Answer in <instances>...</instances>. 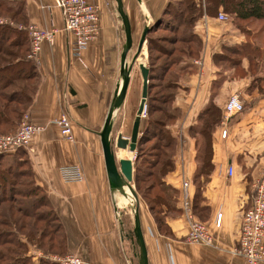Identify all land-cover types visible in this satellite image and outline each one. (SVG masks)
Instances as JSON below:
<instances>
[{
  "label": "crops",
  "instance_id": "0c3cea01",
  "mask_svg": "<svg viewBox=\"0 0 264 264\" xmlns=\"http://www.w3.org/2000/svg\"><path fill=\"white\" fill-rule=\"evenodd\" d=\"M24 1L26 25L55 27L57 32L53 42L42 44L39 62L35 63L36 92L24 112L43 129L32 137L30 149L23 148L17 157L24 160L33 182L47 195L62 224L67 244L64 253L80 256L82 264H138V247L128 227L133 222L132 209L110 187L99 136L120 82L125 34L116 2L90 0L99 9L100 33L76 57L62 30L57 0ZM121 1L134 46L144 27L159 18L169 0ZM221 12L220 8L218 14ZM218 14H203L196 20L193 31L200 38L199 52L176 67L171 106L177 116L167 126L174 138V169L162 178L178 195L176 210L165 215L168 234L158 228L144 199L138 198L148 264H170L172 254L180 264H244L233 249L242 215L251 204L253 182L264 173V96L257 89L248 90L252 76L245 58L232 63L221 56L245 37L231 20H220ZM134 81L130 75L128 89ZM128 89L117 111L129 110L133 97L128 96ZM232 94L239 96L243 109L224 120V104ZM210 101L221 109V119L211 135L213 168L194 210L215 238L214 246H204L185 241L187 225L179 210V194L183 180L190 182L192 196L196 190L193 180L199 166L200 139L196 127L200 112ZM63 113L72 122V140L64 139L54 123ZM224 128L227 134L222 137ZM69 165L80 167L83 180L63 179L61 167ZM229 166L233 168L231 175ZM218 214L219 227L215 225ZM37 253L59 254L35 249L29 253L35 262L46 260Z\"/></svg>",
  "mask_w": 264,
  "mask_h": 264
},
{
  "label": "trees",
  "instance_id": "16d2710c",
  "mask_svg": "<svg viewBox=\"0 0 264 264\" xmlns=\"http://www.w3.org/2000/svg\"><path fill=\"white\" fill-rule=\"evenodd\" d=\"M220 8L245 37L244 42L221 56L232 63L245 58L252 76L248 90L257 89L264 96V0H204V4L202 0H169L159 18L149 25L146 35L149 81L133 162V184L165 234L169 233L165 215L176 210L178 200L177 190L162 180L174 169V138L167 126L177 116L171 106L176 67L199 52L200 38L193 31L196 20L203 14L217 15ZM27 23L24 0H0V133L3 134L16 130L37 88V66L30 56L29 37L25 29L18 28L19 24ZM198 119L199 166L193 180L196 189L193 210L213 168L211 135L221 119V109L210 101ZM23 152V148H18L13 154L0 153V264H54L47 260L35 262L28 251V246H33L63 254L67 244L47 195L33 182L24 160L17 157Z\"/></svg>",
  "mask_w": 264,
  "mask_h": 264
},
{
  "label": "built area",
  "instance_id": "2783aa9c",
  "mask_svg": "<svg viewBox=\"0 0 264 264\" xmlns=\"http://www.w3.org/2000/svg\"><path fill=\"white\" fill-rule=\"evenodd\" d=\"M204 4V0H202ZM57 7L61 12L62 30L66 35L68 47L73 55L79 57L81 51L89 42L96 39L100 33L99 9L90 0H57ZM218 19H226L224 13L218 14ZM7 21V20H6ZM27 31L30 42V56L35 63L39 62L40 51L44 42H53L57 29H41L35 24L19 25ZM70 51V52H71ZM243 104L237 94H232L224 104V117L242 111ZM145 114V111L143 115ZM61 136L66 140L73 139L72 122L66 113L54 120ZM43 127L30 119L29 114L22 116L21 122L12 133H0V153H12L18 148L30 149V142L34 135L40 133ZM227 129L221 130V136L225 137ZM228 174L233 173V168H227ZM61 174L66 181H81L83 174L78 165L61 167ZM193 196L190 193V182L183 180L179 194V208L187 225L185 241L194 244L214 246L215 238L208 230L205 223L200 221L193 210ZM221 214L216 217L215 225L219 227ZM233 252L242 257L244 264L264 263V173L253 182V195L250 207L243 213L239 228L237 246ZM46 260L56 264H82V258L76 254L67 252L64 254H40ZM43 255V256H42Z\"/></svg>",
  "mask_w": 264,
  "mask_h": 264
},
{
  "label": "water",
  "instance_id": "95a60500",
  "mask_svg": "<svg viewBox=\"0 0 264 264\" xmlns=\"http://www.w3.org/2000/svg\"><path fill=\"white\" fill-rule=\"evenodd\" d=\"M116 9L119 18L122 22L125 41L123 44V50L120 56V82L113 94L111 102L109 104L105 120L101 131L99 132L104 163L107 173V178L110 187L113 191L118 192L121 195L126 194V188L129 189L133 195V201L130 203L133 207V228L132 237L138 247V264H148L147 252L144 243L143 233L140 226L139 214H138V195L133 186V159L132 158H117V150L128 149L133 153L134 158L136 154V145L138 136L140 133V123L143 113L146 109L147 89H148V74L149 69L144 63H139L138 67L141 74V95L140 101L132 122L131 132L129 136L122 135L121 132L112 136L113 117L115 112L119 109L124 102L126 92L130 82V75L132 68L136 62L137 56L141 53L144 44L146 43V35L149 32V26H145L140 40L137 45L135 54L132 56L130 62H128V53L132 50L133 41L131 36L130 23L124 12L122 1L115 0Z\"/></svg>",
  "mask_w": 264,
  "mask_h": 264
},
{
  "label": "rangeland",
  "instance_id": "374dc122",
  "mask_svg": "<svg viewBox=\"0 0 264 264\" xmlns=\"http://www.w3.org/2000/svg\"><path fill=\"white\" fill-rule=\"evenodd\" d=\"M226 19L231 20L228 16H226ZM137 45H138V42H137V40H135V44H134L132 50L128 53V57H127L128 62L131 61L132 56L135 54L136 49H137ZM139 63H144V64H146V66L149 64V55H148L146 43L144 44L141 53L138 54L136 62L132 68L133 69L132 78L135 81L132 83L131 87L128 89L129 90L128 96L131 95L133 97L132 104L130 107H128L129 110L127 111V113L124 111V109L123 110L120 109L119 111H116V115L114 116L115 117V119H114L115 124L112 128V136H115L119 132H121L122 135H124V136L130 135L132 122H133V119H134V116H135V113H136V110H137V107H138V104L140 101V95H141L142 79H141V74H140V70L138 67ZM132 159L134 161V156L132 157ZM23 180H25V179H23ZM133 186H134V184H133ZM134 190H135V188H134ZM137 195L139 198L140 196L138 193H137ZM139 199H142V198L140 197ZM120 200H121V202L128 204V200L125 199L123 196L120 197ZM127 207H131V209H133V207L130 204H128ZM132 213H133V210H132ZM132 221H133V218H132ZM129 224H130V221H129ZM128 227L132 229L133 228V222ZM35 249H37V248H35L33 246H28L29 253L33 252ZM54 264H56V263H54ZM170 264H180V259L175 258L172 254V255H170Z\"/></svg>",
  "mask_w": 264,
  "mask_h": 264
},
{
  "label": "bare ground",
  "instance_id": "6f19581e",
  "mask_svg": "<svg viewBox=\"0 0 264 264\" xmlns=\"http://www.w3.org/2000/svg\"><path fill=\"white\" fill-rule=\"evenodd\" d=\"M132 74H133V69L131 71V76H132ZM133 156H134L133 153L130 152L128 149H119V150H117V158H121V157H129V158H132ZM123 197L128 200V204H130L133 201V195H132L131 191L129 189H127V188H126V194Z\"/></svg>",
  "mask_w": 264,
  "mask_h": 264
}]
</instances>
